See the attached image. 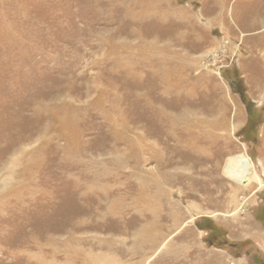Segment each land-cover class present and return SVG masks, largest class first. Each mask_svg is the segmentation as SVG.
<instances>
[{"label":"rangeland","instance_id":"obj_1","mask_svg":"<svg viewBox=\"0 0 264 264\" xmlns=\"http://www.w3.org/2000/svg\"><path fill=\"white\" fill-rule=\"evenodd\" d=\"M0 264H264V0H0Z\"/></svg>","mask_w":264,"mask_h":264},{"label":"bare ground","instance_id":"obj_2","mask_svg":"<svg viewBox=\"0 0 264 264\" xmlns=\"http://www.w3.org/2000/svg\"><path fill=\"white\" fill-rule=\"evenodd\" d=\"M250 166L251 162L248 157L245 155H239L229 160L225 170L234 178V180L244 182L249 179Z\"/></svg>","mask_w":264,"mask_h":264}]
</instances>
